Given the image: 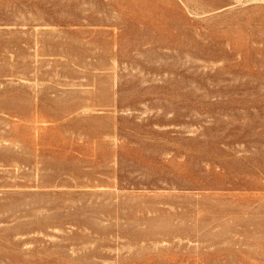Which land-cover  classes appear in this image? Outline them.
<instances>
[{"label":"rangeland","instance_id":"374dc122","mask_svg":"<svg viewBox=\"0 0 264 264\" xmlns=\"http://www.w3.org/2000/svg\"><path fill=\"white\" fill-rule=\"evenodd\" d=\"M0 264H264V0H0Z\"/></svg>","mask_w":264,"mask_h":264}]
</instances>
